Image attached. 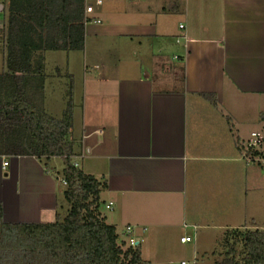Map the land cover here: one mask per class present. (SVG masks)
Segmentation results:
<instances>
[{"label":"crops","instance_id":"1","mask_svg":"<svg viewBox=\"0 0 264 264\" xmlns=\"http://www.w3.org/2000/svg\"><path fill=\"white\" fill-rule=\"evenodd\" d=\"M7 10L2 1L0 31ZM83 25L81 63L65 65L70 140L83 173L106 183L101 200L103 209L112 204L118 238L134 227L149 264L148 255L172 251L178 230L173 240L193 243L198 264L209 232L216 242L227 230L262 228L247 210V173L256 160L244 152L251 133L264 138L255 126L264 118V0H103L84 12ZM200 94H213L218 107ZM54 171L34 157L0 155L2 221L54 222L64 209Z\"/></svg>","mask_w":264,"mask_h":264},{"label":"trees","instance_id":"2","mask_svg":"<svg viewBox=\"0 0 264 264\" xmlns=\"http://www.w3.org/2000/svg\"><path fill=\"white\" fill-rule=\"evenodd\" d=\"M7 1L0 31L6 69L0 74V155L61 158L67 208L51 223L6 224L0 205V264H147L138 246L122 249L126 243L118 244L115 227L106 222L101 211L105 181L73 164L71 102L60 119L42 110L45 75L40 54L83 50V0ZM200 96L218 107L213 94ZM244 153L252 160L259 157L255 150ZM224 235L223 256L213 264H264V226L227 230Z\"/></svg>","mask_w":264,"mask_h":264},{"label":"rangeland","instance_id":"3","mask_svg":"<svg viewBox=\"0 0 264 264\" xmlns=\"http://www.w3.org/2000/svg\"><path fill=\"white\" fill-rule=\"evenodd\" d=\"M107 0H104V2ZM0 45V74L3 73L6 69L4 66V53L1 54V48ZM89 49V46H88ZM88 55L90 56L91 50H88ZM40 56H43L44 60V88H43V98L41 105L43 109L49 114V116H53L56 119H60L63 111L66 109L67 102L70 101L73 103L72 100V92H71V86L72 81L71 79L66 76L65 73V65L67 64V61H74L77 59L78 61L74 63H81L82 59V53L81 51H44L40 54ZM74 70V69H73ZM75 89H76V95L75 103L76 106L73 107V114L75 115V131H74V140L77 142V144L80 141V130H79V124L76 122L78 113H79V96L81 93V80L76 77L75 79ZM45 97V98H44ZM72 106V105H71ZM256 130H264V118L262 120H257L255 123ZM248 127H244L246 129ZM251 128L246 129L244 132L249 134L251 131ZM236 134V131H235ZM244 138V137H243ZM77 150V146L75 148ZM246 149H251L257 151L259 157H254L255 160L254 163L249 164V173H247V188H248V203H247V210L251 212V214L254 213V211L260 216V221H257V223L264 222V144L262 143L258 148H248L246 146ZM252 154V153H251ZM251 156V155H250ZM252 159V157L250 158ZM258 159V160H257ZM41 164L48 168L49 170H56L57 175L59 177V200H61L60 205L61 208L64 209L61 211V215L65 214L67 205L64 200V189L65 185H62V176L61 171L64 167L63 160L61 158H51L49 160L41 159ZM77 167L83 172L82 167V161L81 159H77ZM55 172V171H54ZM96 179V178H95ZM258 196V203L256 202V205L253 206V202L255 198ZM102 214L104 216H107L106 222L108 224H112V213H110L109 210L103 209V206L101 207ZM256 223V224H257ZM242 229V228H241ZM118 232H120V229H117ZM181 235L180 231L174 230V232L171 235L172 241V251L171 252H163L158 251L156 253H152V255L147 256V260L149 261V264H179V261L181 259H185L188 264H194L193 258L190 257L191 254V248L193 243L186 244L185 246H179L176 244L175 240L173 238L179 239V236ZM122 236V235H121ZM192 236V235H191ZM214 236H216V239L219 238L217 234H215V231L209 232V236L207 240H204L201 242V250L199 251L198 255V264H213L214 262L218 261L223 256V241L225 239V235H222L220 237L219 241L213 242L211 241L214 239ZM122 242H125L126 245L122 246V249L125 250L128 248L127 242L124 240H121L118 238V244L120 245ZM209 250V251H208ZM206 252V253H203ZM148 264V263H147Z\"/></svg>","mask_w":264,"mask_h":264},{"label":"built area","instance_id":"4","mask_svg":"<svg viewBox=\"0 0 264 264\" xmlns=\"http://www.w3.org/2000/svg\"><path fill=\"white\" fill-rule=\"evenodd\" d=\"M2 1H6V0H0V4ZM89 1H92V3H90ZM83 2H84V12L87 15V14H90L93 12L94 6H100L102 4L103 0H83ZM180 28L182 29L183 26L180 25ZM185 41H186V39H185ZM263 140H264V138L260 133L253 132L250 135V139H249L247 146H248V148H258L263 143ZM81 157L82 156L79 155L78 157L73 158V164L75 166H77L76 160L78 158H81ZM7 164H8L7 162L3 163V167H6ZM62 183L65 185L64 181H62ZM111 208H112L111 203H109L105 206V209H107V210H111ZM123 235L125 237L124 239L127 242L128 247L134 248V247L139 245V242L137 241V239L134 236V227H126L124 229ZM190 241H191L190 237H183L180 239L181 243H188ZM181 264H186V263L182 262Z\"/></svg>","mask_w":264,"mask_h":264}]
</instances>
